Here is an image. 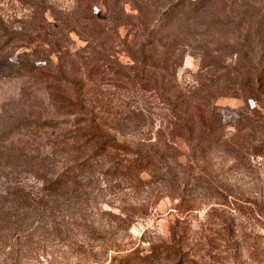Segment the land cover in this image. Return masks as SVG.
<instances>
[{
	"label": "rangeland",
	"instance_id": "rangeland-1",
	"mask_svg": "<svg viewBox=\"0 0 264 264\" xmlns=\"http://www.w3.org/2000/svg\"><path fill=\"white\" fill-rule=\"evenodd\" d=\"M47 57L141 154L90 153ZM174 107L216 118L196 156ZM0 264H264V0H0Z\"/></svg>",
	"mask_w": 264,
	"mask_h": 264
},
{
	"label": "trees",
	"instance_id": "trees-1",
	"mask_svg": "<svg viewBox=\"0 0 264 264\" xmlns=\"http://www.w3.org/2000/svg\"><path fill=\"white\" fill-rule=\"evenodd\" d=\"M163 20H158V25L162 24ZM67 65H53L48 57L42 61V64L29 65L24 67L29 75L37 78L41 82L43 88L50 94L49 97L52 101H61L63 103L68 102L69 106H72L75 111H69L68 113L73 116H80L79 123L76 124L77 132L81 139L85 140V147H89L91 154H141L131 152L124 144H120L116 137L103 129V127L96 121L94 116H91L87 112L86 98L83 94L78 93V87L84 89V80H91L86 73H92L94 70L89 69L88 72L77 74V78L70 80L66 76ZM153 82L155 86H151L149 89L160 92L159 86H164L162 76L154 77ZM92 81V80H91ZM79 83V84H78ZM163 91V90H162ZM163 93H167L166 90ZM164 100L163 98H160ZM83 104V105H82ZM166 117L169 119L167 122V131L169 137L176 135L183 136L191 142V154H199L203 147V137L208 129H212L216 124V118L213 113H210V117H207L203 111L201 115L199 109H181V107H174L171 110L167 109ZM88 113L85 114V113ZM166 131V130H165ZM164 131V133H165ZM160 138L159 144L161 154H176V150L165 138ZM210 140V139H209ZM151 154V153H147Z\"/></svg>",
	"mask_w": 264,
	"mask_h": 264
}]
</instances>
